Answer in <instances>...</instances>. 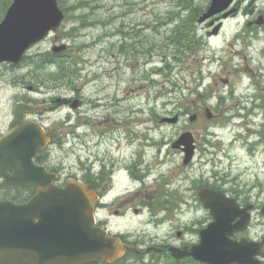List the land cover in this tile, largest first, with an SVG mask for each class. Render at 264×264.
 I'll return each mask as SVG.
<instances>
[{
    "label": "flooded vegetation",
    "instance_id": "flooded-vegetation-1",
    "mask_svg": "<svg viewBox=\"0 0 264 264\" xmlns=\"http://www.w3.org/2000/svg\"><path fill=\"white\" fill-rule=\"evenodd\" d=\"M209 2L179 16L175 98L165 101L164 90L138 93L135 83L129 91L118 85L114 100L102 103L73 84L62 87L63 93L61 86L47 91L25 85V77L16 81L26 94H16L11 102L0 138L11 129L16 102L50 107L27 115L50 137L33 163L53 175L56 187L70 178L87 187L95 226L134 248H126L123 257L110 264H153L165 257L178 264L190 261L172 258L169 249L198 243L202 229L212 222V209H248L247 229L234 231L232 239L264 238V215L259 213L264 205V0H233L227 9L201 19ZM143 54L150 52H133L131 59ZM60 97L68 101L58 103ZM169 104L175 110L166 117H176L175 122L162 120ZM61 108L68 111L66 144L73 154L82 149L81 162L65 164L55 157V148L62 144L61 124L50 117ZM158 109L162 117L155 114ZM170 124L177 125L176 137L165 139L162 127ZM153 132L160 138L154 139ZM3 179L0 172V200L24 203L41 191L35 185L1 187ZM200 211L206 213L204 219ZM174 212L188 218L178 226L171 223L173 231L165 237V222H171ZM256 213L261 217L259 230L252 228ZM135 219L149 228L137 232ZM257 258L264 264V245Z\"/></svg>",
    "mask_w": 264,
    "mask_h": 264
},
{
    "label": "water",
    "instance_id": "water-1",
    "mask_svg": "<svg viewBox=\"0 0 264 264\" xmlns=\"http://www.w3.org/2000/svg\"><path fill=\"white\" fill-rule=\"evenodd\" d=\"M231 1L212 0L201 19L225 9ZM63 19L57 0H13L0 22V62L19 63L28 47L49 31L58 30ZM65 47L61 44L53 51ZM31 110L43 109L21 103L16 105L15 114L23 116ZM12 126L16 127L0 142V166L14 171L5 177L4 185H41V172L35 169L31 157L49 139L38 123L23 117ZM46 187V192L37 193L24 205L0 202V264H85L96 258L113 261L122 255L126 246L93 226V203L84 186L72 180L63 189ZM211 214L213 221L201 231L200 243L188 250L173 247L172 256L191 255L207 264H258L255 255L264 239L258 243L229 237L245 229L249 213L218 208ZM236 216L240 219L233 223Z\"/></svg>",
    "mask_w": 264,
    "mask_h": 264
},
{
    "label": "rangeland",
    "instance_id": "rangeland-1",
    "mask_svg": "<svg viewBox=\"0 0 264 264\" xmlns=\"http://www.w3.org/2000/svg\"><path fill=\"white\" fill-rule=\"evenodd\" d=\"M4 1L0 0V8ZM208 2L209 0H61L66 14L61 28L33 45L26 53L25 61L15 69L0 64V129L6 126L8 110L11 102L16 99V94H26L25 89L18 88L20 83H16L22 77H27L25 85H40L47 91L56 86L73 84L89 98L102 99V103L114 100L118 85L129 91L130 86L133 87L135 83L138 93L164 90L165 101L175 98L178 90L179 16L200 10ZM139 23L146 24L143 26ZM125 39L135 42L133 44L136 49L127 48L123 43ZM62 43L67 45L68 54L75 55L79 61V73L73 77V83L56 81V75L52 74L55 67L36 71L35 64L31 62L32 56L48 52L54 44ZM120 47L126 50L118 55L117 50ZM147 51L150 54L137 55V58L131 59L133 52ZM58 89L63 90V93L66 91L62 87ZM50 93L52 94L51 91ZM173 110L174 105H166L165 116H169L168 113ZM67 113L66 108H61L58 113L51 115L50 121L58 120L61 124L58 131L63 138L61 146L55 148V157L62 159L65 164H72L77 162L75 159L79 160L82 149L78 148L73 154L66 144L64 121ZM155 114L162 117L163 110L158 109ZM153 125L156 126V120ZM162 128H165V139L176 137L177 125L170 124ZM153 134L154 139L160 138L155 132ZM199 216L204 219L206 213L200 211ZM170 217L171 222H165V237L173 231L170 229L171 223L178 226L188 218L178 212H174ZM259 221L261 217L256 213L252 220L253 229L259 230ZM139 223V219H135L137 232L142 228L145 231L149 228L138 225ZM118 264L123 263L120 261ZM153 264L174 263L165 257V261L155 260Z\"/></svg>",
    "mask_w": 264,
    "mask_h": 264
},
{
    "label": "trees",
    "instance_id": "trees-1",
    "mask_svg": "<svg viewBox=\"0 0 264 264\" xmlns=\"http://www.w3.org/2000/svg\"><path fill=\"white\" fill-rule=\"evenodd\" d=\"M58 1L60 4L61 0H58ZM9 2H10V0H5L2 3V8L0 9V14H2L5 11ZM189 4H191V2H189ZM118 35L121 36L120 33ZM131 41L132 40L128 39V40L124 41L123 43H125V46L129 49L130 48L131 49L136 48V46L134 47V44H133L135 42H131ZM125 50H126V48L120 47L119 50H117V51H118V53H120V52L122 53ZM31 62L35 64L36 71L44 70L48 66H54L55 69L52 72V74L56 75V79H55L56 81H62L65 83L69 82L70 78L72 79L74 76H77V74L79 73L78 58L75 55H73V56L69 55L67 52H62V53L57 54V55L53 54L50 51L40 53V54L32 56Z\"/></svg>",
    "mask_w": 264,
    "mask_h": 264
},
{
    "label": "bare ground",
    "instance_id": "bare-ground-1",
    "mask_svg": "<svg viewBox=\"0 0 264 264\" xmlns=\"http://www.w3.org/2000/svg\"><path fill=\"white\" fill-rule=\"evenodd\" d=\"M142 228V227H141ZM24 243H25V241H24Z\"/></svg>",
    "mask_w": 264,
    "mask_h": 264
}]
</instances>
